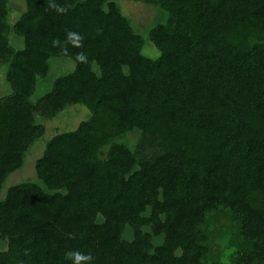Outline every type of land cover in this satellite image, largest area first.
I'll return each mask as SVG.
<instances>
[{"label":"trees","instance_id":"1","mask_svg":"<svg viewBox=\"0 0 264 264\" xmlns=\"http://www.w3.org/2000/svg\"><path fill=\"white\" fill-rule=\"evenodd\" d=\"M134 1L166 15L155 58L117 0H25L13 24L0 0V189L44 132L35 116L89 112L46 142L40 183L0 200V264H264V0ZM51 57L74 69L32 101ZM220 213L233 240L213 258Z\"/></svg>","mask_w":264,"mask_h":264},{"label":"rangeland","instance_id":"2","mask_svg":"<svg viewBox=\"0 0 264 264\" xmlns=\"http://www.w3.org/2000/svg\"><path fill=\"white\" fill-rule=\"evenodd\" d=\"M120 11L131 22L133 30L144 38L145 44L142 47V53L150 58H155L159 55L158 50L148 40V30L157 23H163L166 15L163 10L152 5L134 1V0H117ZM25 0H9L7 22L13 24L14 21L25 11ZM11 44L15 48L22 47V39L10 35ZM48 71L44 77H39L33 89L31 100L35 101L43 94L51 89L52 82L60 75L66 74L74 69L75 63L68 57H51L48 60ZM7 69V64L0 65V97L10 92L9 86L4 79ZM89 115L87 108L81 104H71L65 106L61 111L49 116H35L32 123L34 125L41 124L44 127V132L29 144L22 165L6 176L0 189V200L6 195L9 187L22 182L40 183L35 173V161L42 155L46 142L55 134L63 131H71L76 128L78 123L86 119ZM137 131L128 132L119 137L118 140L127 143L132 147L137 141ZM149 210L144 213L148 215ZM100 218V217H99ZM98 218V219H99ZM100 220V219H99ZM230 222L225 215L221 213L214 217L211 222L212 232L210 234L211 251L210 255L213 258L223 257L228 251L233 234L231 232ZM126 240L132 239V231L128 227L123 233ZM7 241L0 237V250H6Z\"/></svg>","mask_w":264,"mask_h":264},{"label":"clouds","instance_id":"3","mask_svg":"<svg viewBox=\"0 0 264 264\" xmlns=\"http://www.w3.org/2000/svg\"><path fill=\"white\" fill-rule=\"evenodd\" d=\"M68 255L69 256H75L76 264H79V262L82 260L91 259V257H85V256L81 255L80 253H69Z\"/></svg>","mask_w":264,"mask_h":264}]
</instances>
